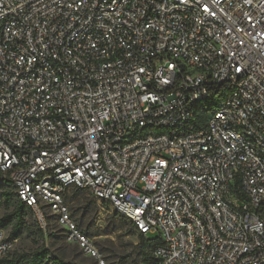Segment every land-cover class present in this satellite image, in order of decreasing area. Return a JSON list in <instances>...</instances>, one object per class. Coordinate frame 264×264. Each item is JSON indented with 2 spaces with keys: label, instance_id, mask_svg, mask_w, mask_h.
<instances>
[{
  "label": "built area",
  "instance_id": "1",
  "mask_svg": "<svg viewBox=\"0 0 264 264\" xmlns=\"http://www.w3.org/2000/svg\"><path fill=\"white\" fill-rule=\"evenodd\" d=\"M0 173L96 264L72 189L159 239L141 264H264V0H0Z\"/></svg>",
  "mask_w": 264,
  "mask_h": 264
},
{
  "label": "rangeland",
  "instance_id": "2",
  "mask_svg": "<svg viewBox=\"0 0 264 264\" xmlns=\"http://www.w3.org/2000/svg\"><path fill=\"white\" fill-rule=\"evenodd\" d=\"M7 178V177H6ZM72 222L76 228L87 236L92 245L101 253L106 264H131L140 261L134 250L139 243L138 236L131 223L109 212L99 213V208L92 196L83 190H70L64 196ZM0 200V218L10 213ZM108 211V212H107ZM46 232L40 234L32 213L26 217L27 228L14 240L11 254H31L40 247L48 248L58 261H45V264H96V260L68 238V232L56 216L46 210ZM9 238L13 225L0 227ZM86 232V234L83 232ZM154 238V235H149ZM146 243L145 247L148 249Z\"/></svg>",
  "mask_w": 264,
  "mask_h": 264
},
{
  "label": "trees",
  "instance_id": "3",
  "mask_svg": "<svg viewBox=\"0 0 264 264\" xmlns=\"http://www.w3.org/2000/svg\"><path fill=\"white\" fill-rule=\"evenodd\" d=\"M228 93L227 87L218 86L215 88L213 95L207 100V106L218 107L220 102ZM7 177V178H6ZM77 190V189H72ZM0 200L3 201L7 208H11L9 214L0 218V227H7L13 225L9 239H15L21 233V230L27 228L26 217L31 212V209L22 204L18 199L13 189V184L8 176L0 173ZM38 226V225H37ZM133 227V225L131 224ZM134 229V227H133ZM42 236L43 231L38 227ZM135 231V230H134ZM86 234V232L83 230ZM137 234V233H136ZM139 243L134 250L138 252L140 261L138 264L147 263L151 258V250L160 244L159 239L145 238L142 234H137ZM148 245L146 249L145 245ZM58 261L56 256L48 248L40 247L31 254H10L0 261V264H45V261ZM131 264H137L135 260Z\"/></svg>",
  "mask_w": 264,
  "mask_h": 264
}]
</instances>
